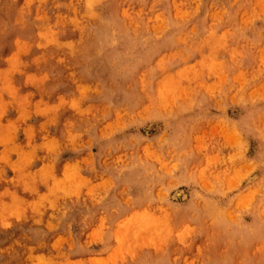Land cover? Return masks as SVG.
Listing matches in <instances>:
<instances>
[{"label": "rangeland", "instance_id": "obj_1", "mask_svg": "<svg viewBox=\"0 0 264 264\" xmlns=\"http://www.w3.org/2000/svg\"><path fill=\"white\" fill-rule=\"evenodd\" d=\"M0 150V264H264V0H0Z\"/></svg>", "mask_w": 264, "mask_h": 264}, {"label": "bare ground", "instance_id": "obj_2", "mask_svg": "<svg viewBox=\"0 0 264 264\" xmlns=\"http://www.w3.org/2000/svg\"><path fill=\"white\" fill-rule=\"evenodd\" d=\"M178 197H179V195H178V193L175 195V198H177L178 199ZM174 199V198H173ZM47 263V262H46Z\"/></svg>", "mask_w": 264, "mask_h": 264}, {"label": "crops", "instance_id": "obj_3", "mask_svg": "<svg viewBox=\"0 0 264 264\" xmlns=\"http://www.w3.org/2000/svg\"><path fill=\"white\" fill-rule=\"evenodd\" d=\"M0 153H1V150H0ZM10 177V176H9Z\"/></svg>", "mask_w": 264, "mask_h": 264}]
</instances>
